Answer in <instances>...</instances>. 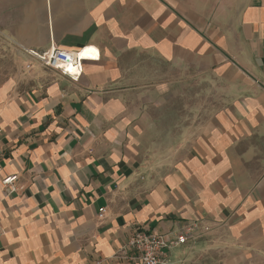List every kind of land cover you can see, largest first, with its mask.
<instances>
[{
    "label": "crops",
    "instance_id": "1",
    "mask_svg": "<svg viewBox=\"0 0 264 264\" xmlns=\"http://www.w3.org/2000/svg\"><path fill=\"white\" fill-rule=\"evenodd\" d=\"M87 47L78 80L28 53ZM185 222L170 264H264V0H0V264Z\"/></svg>",
    "mask_w": 264,
    "mask_h": 264
},
{
    "label": "built area",
    "instance_id": "2",
    "mask_svg": "<svg viewBox=\"0 0 264 264\" xmlns=\"http://www.w3.org/2000/svg\"><path fill=\"white\" fill-rule=\"evenodd\" d=\"M97 51V56H85L86 50ZM92 50V51H93ZM29 55L39 60L45 66L59 70L63 75L78 80L83 73L86 60H99L100 52L94 47L81 50L51 48L43 52L28 51ZM74 70V72L72 71ZM17 174H11L2 179V184L8 192L16 190ZM105 210L101 209L99 217H104ZM198 222H185L175 238L157 231L147 232L137 230L127 241L123 250H132L141 264H170L169 250L178 244H185L196 236L199 229ZM209 230V227H205ZM105 258H96L91 264H104Z\"/></svg>",
    "mask_w": 264,
    "mask_h": 264
},
{
    "label": "bare ground",
    "instance_id": "3",
    "mask_svg": "<svg viewBox=\"0 0 264 264\" xmlns=\"http://www.w3.org/2000/svg\"><path fill=\"white\" fill-rule=\"evenodd\" d=\"M93 49H90V50H86L84 55L85 56H97V51L93 50ZM72 71L74 72V70L72 69Z\"/></svg>",
    "mask_w": 264,
    "mask_h": 264
}]
</instances>
